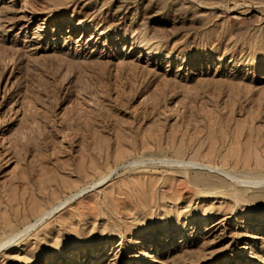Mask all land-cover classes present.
<instances>
[{
  "label": "rangeland",
  "instance_id": "1",
  "mask_svg": "<svg viewBox=\"0 0 264 264\" xmlns=\"http://www.w3.org/2000/svg\"><path fill=\"white\" fill-rule=\"evenodd\" d=\"M264 0H0V264H264Z\"/></svg>",
  "mask_w": 264,
  "mask_h": 264
},
{
  "label": "bare ground",
  "instance_id": "2",
  "mask_svg": "<svg viewBox=\"0 0 264 264\" xmlns=\"http://www.w3.org/2000/svg\"><path fill=\"white\" fill-rule=\"evenodd\" d=\"M262 182H264V178L257 179V180H252L250 183L257 184V183H262Z\"/></svg>",
  "mask_w": 264,
  "mask_h": 264
}]
</instances>
